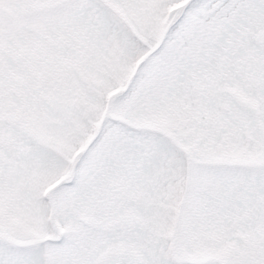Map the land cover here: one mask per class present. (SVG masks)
Returning <instances> with one entry per match:
<instances>
[{"label": "snow or ice", "instance_id": "obj_1", "mask_svg": "<svg viewBox=\"0 0 264 264\" xmlns=\"http://www.w3.org/2000/svg\"><path fill=\"white\" fill-rule=\"evenodd\" d=\"M0 264H264V0H0Z\"/></svg>", "mask_w": 264, "mask_h": 264}]
</instances>
